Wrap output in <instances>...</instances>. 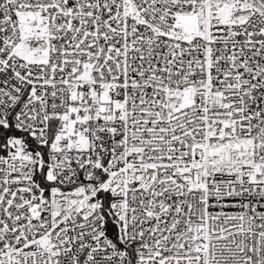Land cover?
Returning a JSON list of instances; mask_svg holds the SVG:
<instances>
[{
    "label": "snow or ice",
    "instance_id": "snow-or-ice-1",
    "mask_svg": "<svg viewBox=\"0 0 264 264\" xmlns=\"http://www.w3.org/2000/svg\"><path fill=\"white\" fill-rule=\"evenodd\" d=\"M0 264H264V0H0Z\"/></svg>",
    "mask_w": 264,
    "mask_h": 264
}]
</instances>
